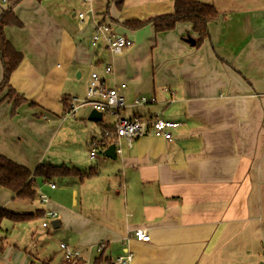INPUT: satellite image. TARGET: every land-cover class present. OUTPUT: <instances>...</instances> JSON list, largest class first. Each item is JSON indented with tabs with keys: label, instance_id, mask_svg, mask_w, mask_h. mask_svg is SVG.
I'll list each match as a JSON object with an SVG mask.
<instances>
[{
	"label": "crops",
	"instance_id": "obj_1",
	"mask_svg": "<svg viewBox=\"0 0 264 264\" xmlns=\"http://www.w3.org/2000/svg\"><path fill=\"white\" fill-rule=\"evenodd\" d=\"M196 1L220 13L200 46L187 42L198 36L190 23L162 33L152 25L137 31L123 26L172 13L174 0H22L14 8L22 26L5 28L24 57L10 83L25 102L13 115L11 102L0 103V155L16 164L34 171L61 160L60 148L50 150L65 126L64 98H80L81 87L86 95L93 72L108 87L126 84L129 101L155 96L162 116L170 109L163 119L181 124L171 141L120 140L121 152L106 164L108 187L100 179L84 186L101 177L97 169L84 180L58 179L59 194L56 180L49 183L56 186L49 206L31 213L56 212L60 228L74 235L69 248L85 256L92 250L90 260L103 244L105 264L126 253L132 254L128 264H264V0ZM9 6L0 0V15ZM95 22L112 24L134 46L117 54L94 47ZM107 65L113 74H105ZM153 107L144 112L159 114ZM37 191L26 201L42 204ZM18 201L26 202L0 186V209L14 212ZM11 223L2 224L0 264L64 261L45 244L39 254L9 241L19 225ZM138 229L149 232V243L132 237Z\"/></svg>",
	"mask_w": 264,
	"mask_h": 264
},
{
	"label": "trees",
	"instance_id": "obj_2",
	"mask_svg": "<svg viewBox=\"0 0 264 264\" xmlns=\"http://www.w3.org/2000/svg\"><path fill=\"white\" fill-rule=\"evenodd\" d=\"M10 6L2 11L0 15V62L3 70V80L0 83V103L4 101L11 102L12 115L25 102L18 92L11 86L10 80L13 73L22 64L24 57L9 42L5 35L7 26L21 27L22 23L14 13L15 6L22 0H9ZM121 7V3H118ZM220 17L218 10L210 4H205L196 0H174V11L170 14H163L151 17L147 20H127L123 26L131 31H137L152 25L156 33L169 32L176 28L177 24L190 23L193 31L198 35L196 46H200L209 38V25ZM65 111L70 108V100L64 98ZM95 169L82 171L75 167L57 166L51 163L42 162L34 171H30L22 165H18L7 157L0 155V186L14 193L15 198L19 200L33 201L38 196L36 189L37 179L43 183H51L57 179L79 178L84 180L93 175ZM44 216V211L39 210L35 213L20 214L8 209H0V232L2 224L10 221L15 224L25 223L40 219ZM6 244L0 242V252H3ZM103 253L95 259L94 264L108 263ZM75 260H66L61 264H74ZM41 264H52V260H41ZM83 264V261H79Z\"/></svg>",
	"mask_w": 264,
	"mask_h": 264
},
{
	"label": "built area",
	"instance_id": "obj_3",
	"mask_svg": "<svg viewBox=\"0 0 264 264\" xmlns=\"http://www.w3.org/2000/svg\"><path fill=\"white\" fill-rule=\"evenodd\" d=\"M6 3V0H2ZM80 21H84L85 14L78 15ZM90 43L96 47L104 45L112 54H117L128 50L134 46V41L131 38L117 34L114 26L110 23L95 22ZM106 75L113 74V67L107 65L104 69ZM127 89V85L117 84L113 87H108L105 79L98 72H93L90 75L89 82L86 88V95L83 100L77 97L71 99V106L66 111L65 117L75 116L81 108L90 107L110 118V125L105 127L102 132L101 141L94 140L91 144L90 158L95 159L98 154L104 155V152L110 145H114L116 153L121 150L117 147L120 140L133 142L142 136L160 137L166 141L172 140V132L181 124L178 122L168 121L161 118L158 114L144 112L148 107L158 103L155 96L139 95L129 101L123 94ZM129 113V114H128ZM52 189H55L54 184H50ZM42 203L47 204L48 198L46 195H41ZM57 213L54 211H46L42 218V226L48 228L52 221L57 219ZM132 237L139 242L149 243L151 237L147 230L138 229L133 231ZM60 249L64 253L66 260H75L74 264H93L87 256L82 252L70 250L65 244L60 245ZM104 245L101 244L96 248L98 254L102 253ZM92 252V250H90ZM132 261V254L126 253L117 258L111 264H128Z\"/></svg>",
	"mask_w": 264,
	"mask_h": 264
},
{
	"label": "rangeland",
	"instance_id": "obj_4",
	"mask_svg": "<svg viewBox=\"0 0 264 264\" xmlns=\"http://www.w3.org/2000/svg\"><path fill=\"white\" fill-rule=\"evenodd\" d=\"M83 88L84 87H81L78 90L81 95L79 98L80 100H83L85 98L84 97L85 88L83 92L81 91ZM155 105H152L154 106L153 109L158 111L156 113H159L158 115L160 117L167 118L169 116L170 109L168 110L166 109L162 116L160 111L161 106H157V105L155 106ZM91 110L92 109L90 107L81 108L77 111V114L75 116H69L65 118L64 121L65 126L62 129L59 137L56 139V143L50 150V153H53L60 148L61 160L57 162H53V160H49V161L57 166L65 165L69 167H76L84 171H89L91 168H94L97 169V172L102 171L101 177L94 176V177H90V179H86L84 181V186L90 187L94 184V182L100 179L101 183L107 184L108 187L109 186L108 179H106L107 178L106 176L108 174L106 169L108 166L106 164H110L109 162L111 161H108L110 159L106 158L103 155V153L98 154V156L95 159L91 160L90 149H91V144L94 140L101 141L102 139L101 133L103 132L105 127L110 125L111 121L108 115L106 114L104 115L103 120L101 122L89 121L88 116ZM62 143H64V147L62 146L59 147V145H62ZM51 159H53V157ZM56 182L58 185V190L54 191V193L59 194L61 192L60 187L62 186L61 184L62 182L58 181V179L56 180ZM36 188L37 190H39L40 193H42V195L45 194L48 197L49 195H51V191L48 183H43L40 180L36 183ZM112 192H114V187L112 188ZM40 206L47 207L49 206V204H45V203L40 204L39 201H34V202L18 201L16 203V206L12 208V210L20 214H25V213H31L32 209H35ZM42 223L43 221L41 219H36L34 221L25 222V223L24 222L19 223L18 226L16 225V228L13 231V233H10V235L7 234V236H9L8 240L10 241L12 239L17 243L16 245H18L20 248H28L30 252H34V253L38 252L39 254L44 252L43 247L47 245L49 246L48 253L51 254L52 256L54 255L56 259L60 260L64 256V254H62L59 245L61 243H65V244L68 243L69 245L68 249L73 248L74 246L70 238H73L74 235L72 232H70V230H67L63 227L60 229H53L52 226H49L48 228H44L42 226ZM97 255L98 253L96 252V250H94L92 254V258L94 259L95 256ZM89 256H87V258H89ZM114 260L116 261L117 258L114 257ZM54 262L52 261V263ZM93 262L94 260H92V263Z\"/></svg>",
	"mask_w": 264,
	"mask_h": 264
},
{
	"label": "water",
	"instance_id": "obj_5",
	"mask_svg": "<svg viewBox=\"0 0 264 264\" xmlns=\"http://www.w3.org/2000/svg\"><path fill=\"white\" fill-rule=\"evenodd\" d=\"M187 42L191 44L192 46L196 45V41L192 38H188ZM89 121L93 122H100L102 120V114L100 112H97L96 110H91L89 116H88ZM105 157L110 158L112 160L116 159V149L114 145H110L107 150L104 152ZM51 226L53 229H58L60 228V223L58 220H54L51 223Z\"/></svg>",
	"mask_w": 264,
	"mask_h": 264
}]
</instances>
